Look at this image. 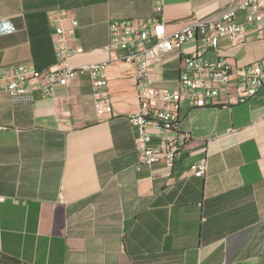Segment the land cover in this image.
<instances>
[{"label": "crops", "instance_id": "obj_1", "mask_svg": "<svg viewBox=\"0 0 264 264\" xmlns=\"http://www.w3.org/2000/svg\"><path fill=\"white\" fill-rule=\"evenodd\" d=\"M155 2L0 0V72L50 67L58 26L81 49L71 64L113 59L101 87L85 73L51 95L0 89V264H264V83L236 104H183L179 128L190 138L181 157L172 167L139 165L127 119L138 108L135 76L115 60L121 51L101 50L109 24L158 17L172 32L234 0H160V11ZM238 21L244 39L220 38L206 59L238 70L264 58L254 24L242 11ZM192 47L161 54L152 85L174 88ZM103 95L111 111L99 114ZM204 157L196 177L189 166Z\"/></svg>", "mask_w": 264, "mask_h": 264}, {"label": "built area", "instance_id": "obj_2", "mask_svg": "<svg viewBox=\"0 0 264 264\" xmlns=\"http://www.w3.org/2000/svg\"><path fill=\"white\" fill-rule=\"evenodd\" d=\"M156 10L161 2L156 0ZM245 13V21L254 24V39H264V0H234L232 6L219 16L209 20H197L183 24L168 32L158 17L149 19L115 20L109 24L108 40L101 50L107 54L122 53L115 60L132 66L138 108L127 119L135 130L139 165L156 163L172 167L181 157L190 135L179 128V110L183 104L204 107L221 103L232 105L253 99L264 83V58L238 70H232L221 58L208 60L207 48L216 49L220 38L241 41L246 35L244 23L238 21V13ZM72 27L77 25L72 15L65 14ZM202 49H197V43ZM192 42L191 51L183 57V69L172 89L156 88L150 80L152 63L163 53L180 49ZM81 51L73 47L58 26L54 39V62L44 70L30 64H19L0 72V89L11 96L23 95L36 89L51 95L56 84L67 85L80 74H90L95 87L106 82L105 70L113 60L108 57L97 62L73 65L70 58ZM221 98V100H219ZM97 113L111 111L110 98L100 96L96 100ZM139 167V166H138ZM207 167L206 158L191 163L189 168L196 177H202ZM4 197L0 196V200Z\"/></svg>", "mask_w": 264, "mask_h": 264}]
</instances>
